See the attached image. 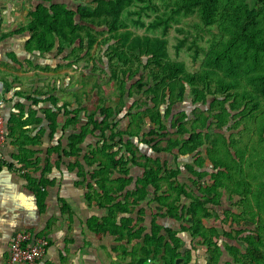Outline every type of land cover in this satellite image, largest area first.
Listing matches in <instances>:
<instances>
[{"label": "trees", "instance_id": "1", "mask_svg": "<svg viewBox=\"0 0 264 264\" xmlns=\"http://www.w3.org/2000/svg\"><path fill=\"white\" fill-rule=\"evenodd\" d=\"M69 1L33 0L29 21L18 30L28 34L25 50L43 57L68 51L65 60L74 66L101 47L99 62L119 100L107 105L104 97L95 98L96 80L91 91L83 89L85 99L73 92L77 107L69 101L59 105L55 89L46 93L51 106L42 109L44 117L16 104L6 120L8 137L18 147L14 162L27 170L23 177L40 212L57 185L49 174L64 165L88 203L107 209L100 224L88 221L97 234L143 237L147 254L161 258L160 264H175L181 256L188 264L199 247H205L206 264H264V0H161L164 11L159 0H91L76 7ZM194 14L217 33L208 49L195 45L190 69L181 57L187 38L172 44V56L169 36L181 30L173 21ZM35 93L45 94L18 91L39 106L45 99ZM187 99L191 113L181 108ZM44 118L48 137L59 131L61 136L47 145L43 167L35 147L45 129L31 131ZM135 140L152 153H142ZM60 200L63 213L73 217L68 201ZM147 207L152 231L144 234ZM208 220L223 227L208 226Z\"/></svg>", "mask_w": 264, "mask_h": 264}, {"label": "crops", "instance_id": "2", "mask_svg": "<svg viewBox=\"0 0 264 264\" xmlns=\"http://www.w3.org/2000/svg\"><path fill=\"white\" fill-rule=\"evenodd\" d=\"M32 5L33 0H0V80L3 81L0 92V113L6 120L11 113L17 111L16 104L19 102L25 103L27 110L31 107L38 110V116L41 115L40 111L42 112L43 108L51 106L49 103L46 105V99L39 103V106L33 105L31 100H26L18 94L21 83L16 78L19 75H32L40 70L31 71V69L22 68L23 71H18L20 65L15 61L29 66L26 61L29 59L35 65L38 63L43 65L38 53L32 54L25 50L23 39L26 33L18 32L29 21ZM5 33L9 35L3 36ZM42 59L46 62V55ZM5 81H9L11 85L8 86ZM72 83L70 85L75 92L78 86L76 78ZM37 86L36 84L35 87ZM77 106L76 103L74 107ZM46 125V118H44L41 124L33 125L32 127H36V130L31 131L35 134L40 129H45L41 135V144L35 147L38 151L36 155L42 158L43 167L48 149ZM68 130L66 133H69ZM60 136L59 131L53 140H57ZM17 151L18 147L12 144L11 138H8L0 158L4 162L0 166V264L7 261L12 241L21 232H30L36 237H45L49 241L45 254L36 264H145L146 258L147 261L161 263L159 261L161 258H157L153 253L147 254L143 237L130 240L127 236L120 237L111 233L97 234L90 228L88 221L92 220L94 225L100 224L107 215V209L99 207L96 202L89 204L86 197H72L67 194L64 189L65 180L74 173L68 172L64 165L61 171L54 166L52 173L49 174L50 177L58 179L57 185L50 188L49 197L46 199V211L40 212L36 197L28 189L27 181L23 177L27 170L20 169L19 164L14 162L13 155ZM39 174L38 172L37 175ZM73 179L76 185V177ZM61 198L71 205L74 211L73 217L63 213ZM147 208V218L144 223L147 228L144 234L152 231L151 210L150 207ZM119 215L120 217L130 216L124 213ZM158 220L161 224L168 226V223L163 222V218ZM186 244L189 245L188 248L191 247L188 240ZM200 252L201 249L197 253L193 252V258L188 264H200V262L206 264L204 259L199 258ZM180 258H183L181 263L183 264L186 257Z\"/></svg>", "mask_w": 264, "mask_h": 264}, {"label": "rangeland", "instance_id": "3", "mask_svg": "<svg viewBox=\"0 0 264 264\" xmlns=\"http://www.w3.org/2000/svg\"><path fill=\"white\" fill-rule=\"evenodd\" d=\"M69 4H72L73 7H76L77 5L80 4H84V6H90L92 2L91 0H70ZM159 5L161 6L162 11L167 10L165 5H162L161 0H159ZM173 25L175 28H180L181 30L173 29L171 35L169 36L170 45H171L170 47L171 55L172 56L175 55V50L172 47V44L177 43L178 40L181 38H187L185 44L183 45L181 57L182 59L187 61L189 68L193 69L190 63L189 53L192 52L194 53L196 49L195 48L196 44L200 45L205 50L208 49L212 39L215 37L214 33H217V28L215 26L213 27L203 26L197 14L189 15V16L180 15L178 20L173 21ZM141 32H143V30ZM27 37L28 34L26 33L23 41H26ZM191 44L193 47L191 48V50H189L190 48L188 46ZM56 53H57L56 50L47 53L46 62L44 61V59H42L43 56H39L41 57L40 60L43 63V65L38 63L36 64V66L33 65L29 66V69H31V71L35 69H39L40 70L39 72H36L32 75H19L16 78L21 83L20 88L18 90L19 92H23L25 95L32 94L34 92L45 93L43 95H37L36 93L35 94L36 97L46 99L47 97L46 93H50L52 92L53 89H55L54 93L58 94L60 98L59 101L60 105L69 101V102H73V106H75L77 101L72 93L74 89H72L70 85V83L73 82L74 78H76V80L79 79L80 81H86V85L85 84L83 85L81 82V84H79L75 90L76 92L79 93V97L82 96V99H85L87 97V94H84L83 89L91 91V88L97 83L96 80H98L99 88L95 90L94 93L95 98L98 95H100V97H104L107 105H113L116 102H118L119 99L115 95L116 93L115 85L110 84L109 75L107 74V72L103 70L105 67L99 62V57L101 55V47L96 46L95 48H93L92 55L90 56L88 62L81 61L78 62V64H75L74 66L68 65L67 64L68 61L65 60V56L67 55L68 51L60 55H57ZM196 65L198 67L201 66L200 62L197 63ZM18 69H19L18 71H23L21 67H19ZM94 70H96L95 71L96 74L92 76L91 72H93ZM89 75H91L92 77H88ZM36 84L38 85L37 87H35ZM136 95L139 97V94H135V96ZM131 101L132 100L129 98L128 103H130ZM48 103L50 104V102L46 101V105ZM91 103H93V101ZM181 108L186 109L188 112H190L191 110L190 99H187L184 103H182ZM125 112L126 111H123L119 116L120 117L123 116ZM40 113L41 115L39 114V116L44 117L41 111ZM127 124H128V119L126 117H123L121 119L120 126L124 128L127 126ZM145 129H148V127L146 126ZM225 132L227 135L232 133V131L229 130H226ZM235 134L236 136H238L237 133ZM48 135H49L48 132H46V145H49L50 143L56 141V139L51 140L48 137ZM135 141L137 142V145H140L142 153L145 152H148L150 154L152 153L151 149L146 144L138 143L137 140ZM164 156L169 158L170 160H172L173 158V156L170 154H164ZM207 163L210 164V162ZM133 173L134 174L140 173V168L139 167L134 168ZM73 177L75 176L74 175L72 176L70 175V177L68 176V178L65 180L64 189L65 191H67V194L71 195L72 197H83V192H82L83 186L75 185L73 183L74 181ZM256 182L257 180L253 181V189L256 188ZM228 199H229L228 194H225L223 196V202H226V205H229L231 203ZM227 202L229 203L227 204ZM237 209L238 208H236L235 210ZM163 222L168 223L167 225L178 227V223L175 222L174 220L163 218ZM206 224L208 226H210L211 224H216L219 228L223 227L222 222L215 220L214 221L208 220ZM231 225L232 224L226 225L225 228L231 227ZM199 249H201L199 258L205 260V254H204L205 247H199ZM182 261L183 260H180L179 264H181ZM145 264H155V263L147 261V259H145ZM200 264L203 263L200 262Z\"/></svg>", "mask_w": 264, "mask_h": 264}, {"label": "built area", "instance_id": "4", "mask_svg": "<svg viewBox=\"0 0 264 264\" xmlns=\"http://www.w3.org/2000/svg\"><path fill=\"white\" fill-rule=\"evenodd\" d=\"M8 138L7 122L4 115L0 113V158ZM48 245L49 241L45 237L21 232L12 241L9 257L4 264H36L45 254Z\"/></svg>", "mask_w": 264, "mask_h": 264}, {"label": "water", "instance_id": "5", "mask_svg": "<svg viewBox=\"0 0 264 264\" xmlns=\"http://www.w3.org/2000/svg\"><path fill=\"white\" fill-rule=\"evenodd\" d=\"M2 88H3V81L0 80V92H1ZM180 260H183V258L176 259V262L175 263L176 264H179L180 263Z\"/></svg>", "mask_w": 264, "mask_h": 264}]
</instances>
